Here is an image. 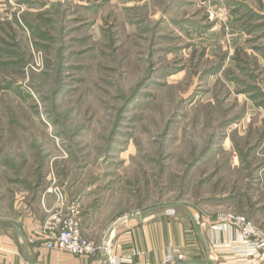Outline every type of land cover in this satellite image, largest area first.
<instances>
[{
    "label": "rangeland",
    "instance_id": "1",
    "mask_svg": "<svg viewBox=\"0 0 264 264\" xmlns=\"http://www.w3.org/2000/svg\"><path fill=\"white\" fill-rule=\"evenodd\" d=\"M50 186L264 233V0H0V219Z\"/></svg>",
    "mask_w": 264,
    "mask_h": 264
},
{
    "label": "crops",
    "instance_id": "2",
    "mask_svg": "<svg viewBox=\"0 0 264 264\" xmlns=\"http://www.w3.org/2000/svg\"><path fill=\"white\" fill-rule=\"evenodd\" d=\"M69 200L68 206L75 205L81 212L84 236L97 243L110 240L118 255L132 257L131 264H166L169 251L174 253L175 261L178 256L200 261L202 253H205L210 264H237L242 260L230 247L237 244L235 231L220 230L210 219H201L189 210L184 216L171 207L155 208L129 215L109 225L110 212L107 207L98 208L83 200L80 204ZM34 205L22 208L23 213L18 220L0 219V263L12 264L14 257L22 253L29 263L36 264L48 251L40 230L55 210V198L45 195ZM188 218L193 231L188 227ZM191 234L198 237L197 244ZM54 252H57L55 259L58 264L61 260H69V264H99L96 259L71 258L63 252ZM245 264H264V250Z\"/></svg>",
    "mask_w": 264,
    "mask_h": 264
},
{
    "label": "built area",
    "instance_id": "3",
    "mask_svg": "<svg viewBox=\"0 0 264 264\" xmlns=\"http://www.w3.org/2000/svg\"><path fill=\"white\" fill-rule=\"evenodd\" d=\"M47 195L55 198L56 205L40 230L46 250L66 252L77 258L96 259L99 264L132 263L131 256L124 257L114 251L110 240L97 243L84 236L80 211L75 205L68 206L63 190L50 186L46 191ZM225 222L218 229H230L237 233V244L230 245L233 252L241 256L242 260L237 264H245L264 250V233L258 230L253 220L245 215L229 214ZM174 261V253L169 251L166 264H173Z\"/></svg>",
    "mask_w": 264,
    "mask_h": 264
}]
</instances>
